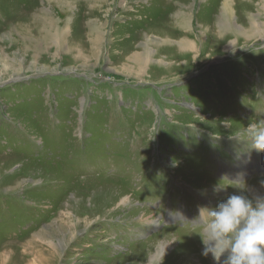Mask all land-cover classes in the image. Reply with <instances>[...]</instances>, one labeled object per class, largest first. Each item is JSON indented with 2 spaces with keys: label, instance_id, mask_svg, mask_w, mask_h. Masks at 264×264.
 I'll return each instance as SVG.
<instances>
[{
  "label": "rangeland",
  "instance_id": "1",
  "mask_svg": "<svg viewBox=\"0 0 264 264\" xmlns=\"http://www.w3.org/2000/svg\"><path fill=\"white\" fill-rule=\"evenodd\" d=\"M263 37L264 0H0V264H215L199 209L264 196Z\"/></svg>",
  "mask_w": 264,
  "mask_h": 264
},
{
  "label": "clouds",
  "instance_id": "2",
  "mask_svg": "<svg viewBox=\"0 0 264 264\" xmlns=\"http://www.w3.org/2000/svg\"><path fill=\"white\" fill-rule=\"evenodd\" d=\"M253 147L264 150V128L249 126ZM225 186L213 189L220 192ZM194 224L199 234L202 255L211 254L215 264H264V196L255 200L231 194L215 207H201ZM223 257V260H222Z\"/></svg>",
  "mask_w": 264,
  "mask_h": 264
},
{
  "label": "bare ground",
  "instance_id": "3",
  "mask_svg": "<svg viewBox=\"0 0 264 264\" xmlns=\"http://www.w3.org/2000/svg\"><path fill=\"white\" fill-rule=\"evenodd\" d=\"M228 4V3H227ZM225 7V6H224ZM229 8H231V7H229ZM227 9V8H226ZM62 35H63V33H62ZM257 36L258 35H255V38H257ZM54 39L56 40V39H58V40H62V39H59V38H57V37H54ZM263 39H264V37H263ZM57 40V41H58ZM56 42V41H55ZM122 201V200H121ZM128 201V200H127ZM150 222V221H149ZM45 237H47L46 235H44ZM44 240H46L47 241V239L46 238H44V237H42ZM48 242H50L49 240H48ZM45 260L44 261H46L47 260V258H44ZM156 260V259H155ZM46 262H48V261H46Z\"/></svg>",
  "mask_w": 264,
  "mask_h": 264
}]
</instances>
